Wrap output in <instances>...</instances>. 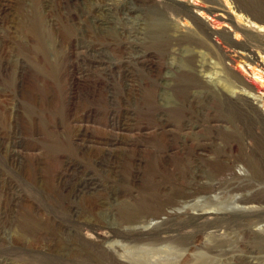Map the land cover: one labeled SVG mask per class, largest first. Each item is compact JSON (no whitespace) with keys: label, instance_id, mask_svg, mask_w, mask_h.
<instances>
[{"label":"rangeland","instance_id":"374dc122","mask_svg":"<svg viewBox=\"0 0 264 264\" xmlns=\"http://www.w3.org/2000/svg\"><path fill=\"white\" fill-rule=\"evenodd\" d=\"M0 11V264H264V0Z\"/></svg>","mask_w":264,"mask_h":264},{"label":"bare ground","instance_id":"6f19581e","mask_svg":"<svg viewBox=\"0 0 264 264\" xmlns=\"http://www.w3.org/2000/svg\"><path fill=\"white\" fill-rule=\"evenodd\" d=\"M0 12H2V11H0ZM98 14V13H97ZM96 14V15H97ZM100 15V14H99ZM104 16V15H103ZM189 16V15H188ZM96 18V17H95ZM244 19L245 20H248V22L254 27V28H256L257 30H258V32H264V19H262V21L260 22V23H262L261 25H256L253 21H251V19H253L252 17H251V19L250 18H248V17H246V16H244ZM105 20V19H104ZM107 23V22H106ZM110 23V22H109ZM106 25V24H105ZM104 25V26H105ZM101 26H103V24L101 25ZM103 26V27H104ZM107 26V25H106ZM207 26H204V27H200V26H198L197 28H196V35H198L199 36V38L200 39H202V40H204L203 38L205 37V38H209V31L207 30V28H206ZM234 31H239V29H237V28H235L234 29ZM156 33H158V35L160 36L161 35V33H162V29H160V31L159 32H156ZM164 35V34H163ZM189 36H191V37H193L191 34L189 35L188 34V36L187 35H184V37L186 38H188ZM176 37V36H175ZM203 37V38H202ZM262 37H264V36H262ZM185 40V39H184ZM173 41H177L176 39L175 40H173ZM251 41V39L250 38H247L246 39V44L248 43V42H250ZM198 42L196 41V44H197ZM166 44H168V43H166ZM165 44V45H166ZM244 48V47H243ZM253 49H246L245 51H247V54H245V55H243V56H241L240 57V59L241 60H243V62L245 63V64H247L248 66H251V67H253V69H251V73H252V75L253 76H255V77H258L259 79H262V82H264V75H262L261 74V71L262 72H264V60H261V61H259V54H257L255 51H260V53L261 54H264V44H262V42H260V41H258V43H256V45H254L253 47H252ZM127 58V57H126ZM128 60H129V58H128ZM129 61H131V60H129ZM140 61V60H139ZM137 62H138V60H137ZM136 62V63H137ZM129 63V62H128ZM128 65V64H127ZM139 65V64H138ZM142 65V64H141ZM125 70L127 71V70H129V69H127V68H125ZM123 74V73H122ZM129 74V73H128ZM131 78V77H130ZM128 80V79H127ZM132 80V79H131ZM133 81H131V83H132ZM189 83H191L192 85L196 82V83H198L197 82V79L196 78H192L191 80H189L188 81ZM130 83V82H129ZM195 85V84H194ZM202 85V84H201ZM193 87H196V86H193ZM215 99L217 100V102H219V103H224V104H226V106L229 108V110H231V109H237V111L240 113V114H242V115H244V113H243V107L244 106H246V107H248V108H246L245 109V111L247 112V113H254V112H256V116L259 118V120H260V122H264V115H262L260 112H258L257 111V108L256 107H254V106H252L251 104H249V103H247V101H248V99L245 97V96H243V95H237L236 96V100H234V101H231V100H229L227 97H225L222 93H220V92H216L215 93ZM259 99V98H258ZM235 101H237V102H239V104L240 105H238V103H236ZM250 122H253L254 124H256L255 123V121L253 120V118L252 117H248L247 118ZM122 126V125H121ZM246 136H247V138H249V136L246 134ZM243 137V136H242ZM259 157L260 158H262L261 160H264V149H261L260 150V154H259ZM258 158V157H257ZM260 158H258V159H260ZM258 162V161H257ZM254 169L255 170H258V172H264V162H260V160H259V163H257L255 166H254ZM184 216V215H183Z\"/></svg>","mask_w":264,"mask_h":264}]
</instances>
